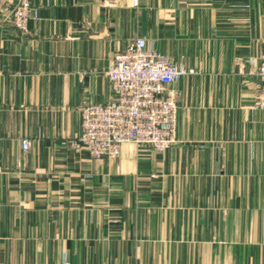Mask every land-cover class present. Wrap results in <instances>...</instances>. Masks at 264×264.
Listing matches in <instances>:
<instances>
[{
    "label": "crops",
    "instance_id": "obj_1",
    "mask_svg": "<svg viewBox=\"0 0 264 264\" xmlns=\"http://www.w3.org/2000/svg\"><path fill=\"white\" fill-rule=\"evenodd\" d=\"M18 1L0 0V264H264V0H31L26 34ZM138 38L195 71L170 87L177 143L96 160L69 142Z\"/></svg>",
    "mask_w": 264,
    "mask_h": 264
},
{
    "label": "built area",
    "instance_id": "obj_2",
    "mask_svg": "<svg viewBox=\"0 0 264 264\" xmlns=\"http://www.w3.org/2000/svg\"><path fill=\"white\" fill-rule=\"evenodd\" d=\"M139 0H134L137 6ZM39 19L31 0H19L13 12L14 26L28 33L29 23ZM195 71L175 64L145 38L132 41L115 55L107 77L116 99L82 108V133L69 145L86 150L92 158L118 159L124 144L151 147L164 154L177 143L178 93L170 87ZM264 81V58L258 70ZM257 108L264 111V87ZM29 151L31 141H23Z\"/></svg>",
    "mask_w": 264,
    "mask_h": 264
}]
</instances>
